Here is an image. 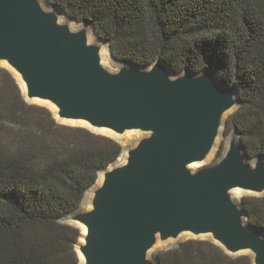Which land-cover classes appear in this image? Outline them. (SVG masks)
Wrapping results in <instances>:
<instances>
[{
  "label": "water",
  "instance_id": "1",
  "mask_svg": "<svg viewBox=\"0 0 264 264\" xmlns=\"http://www.w3.org/2000/svg\"><path fill=\"white\" fill-rule=\"evenodd\" d=\"M45 3L0 0V63L19 76L26 100L50 104L60 123L143 134L125 163L103 170L91 208L71 218L86 230L77 245L83 264H157L156 245L184 234L210 236L229 255L248 252L264 264V233L234 197L264 196V159L250 161L234 136L223 158L204 166L238 92L211 71L176 75L161 61L112 71L102 57L107 44L90 40L94 29L75 30Z\"/></svg>",
  "mask_w": 264,
  "mask_h": 264
},
{
  "label": "trees",
  "instance_id": "2",
  "mask_svg": "<svg viewBox=\"0 0 264 264\" xmlns=\"http://www.w3.org/2000/svg\"><path fill=\"white\" fill-rule=\"evenodd\" d=\"M93 28L112 57L176 75L211 71L238 92L226 121L250 161L264 159V0H47ZM124 152L115 139L62 124L29 103L0 66V264H80L82 230L65 222L80 211L99 174ZM251 227L264 233V196L242 198ZM157 264H253L211 239L191 238L159 252Z\"/></svg>",
  "mask_w": 264,
  "mask_h": 264
},
{
  "label": "rangeland",
  "instance_id": "3",
  "mask_svg": "<svg viewBox=\"0 0 264 264\" xmlns=\"http://www.w3.org/2000/svg\"><path fill=\"white\" fill-rule=\"evenodd\" d=\"M63 21L66 22V23H70L75 30H79V29H81V28H83L85 26L84 24H79V23H76L75 21L72 22V20H70V19H67V20L63 19ZM94 42L102 43L100 40H97V41H94ZM125 64L126 63L118 62V61H116L115 59L112 58L110 60V63H109L108 66H109V68L112 71H118L121 68V66H123ZM0 66L9 68L7 66V64H5V63H0ZM14 75L17 78V80H18V82L20 84V87L22 89V86H21L22 82H21L19 76L17 74H15V73H14ZM22 92H23V89H22ZM29 102L33 103V104L46 106L51 111H53V113H55L54 108L48 103L41 102V101H38V100L29 101ZM61 123L62 124H67V125H71V126L88 127L86 124L81 123V122H61ZM94 131L99 133V134L115 138L123 146L124 152H123L122 156L120 157V159L116 163L111 165V167L118 166V165H121V164L125 163L128 150H130L131 148L135 147L138 144V142L143 137V134H141L139 132H130V133H127L124 136H117V135H115V134H113V133H111L109 131H101V130H94ZM224 135H225V132H224ZM233 137L234 136H231V135H225L224 137H221L220 141L218 142V144L216 146L215 151L213 152V155L211 156L209 161L204 164V166H211V165H214V164L218 163L223 158V156L225 155V153H226V151H227V149L229 147L230 141H231V139ZM252 163H254V162H252ZM102 179H103V171L99 174V178H98V181H97L96 185L86 194L85 199H84L83 204H82V207H81L80 211H78V212L86 211V210H89L91 208V199H92V196H93V192H94V190H96L101 185ZM237 192H239V193H237ZM248 195H254V194L248 193V192H245V191H242V190H236L234 192V197L237 200V202H239V203L242 201L243 197L248 196ZM72 216L73 215L67 217V219H65V222L69 223V224H74V225L79 227L78 224H76L75 222H73L71 220ZM191 238H195V237L193 235H190V234H184L178 240H170V241H167V242H159L156 245V247L151 251L150 257H151V259L155 260V256L159 252L174 248L178 243H180L182 241H185V240H188V239H191ZM198 239L206 240V239H211V237L210 236H201V237H198ZM80 242H82V238H81ZM247 254L250 255L248 252L243 253L242 255H247ZM80 264H83V260L82 259H80Z\"/></svg>",
  "mask_w": 264,
  "mask_h": 264
},
{
  "label": "bare ground",
  "instance_id": "4",
  "mask_svg": "<svg viewBox=\"0 0 264 264\" xmlns=\"http://www.w3.org/2000/svg\"><path fill=\"white\" fill-rule=\"evenodd\" d=\"M45 5H46L48 8H53L52 6H50V5L47 4V3H45ZM62 19L67 20L68 18H67L64 14H62ZM72 22H73V21H72ZM89 33H90V40H91V41H97V40H99V39L97 38V36L94 34V32H93L92 29H90ZM102 57H103V62H104V64H105V66L109 67L108 65H109L110 60L112 59V57H111L110 50H109V48H108L107 45L103 46V49H102ZM21 86H22L23 91H25V88H24L23 83H21ZM54 110H55V108H54ZM55 112H56V110H55ZM237 193H239V192H237ZM239 196H240V195H239ZM81 229H82V232H83V233L86 232V230H85L84 227H81ZM82 260H83V259H82Z\"/></svg>",
  "mask_w": 264,
  "mask_h": 264
}]
</instances>
